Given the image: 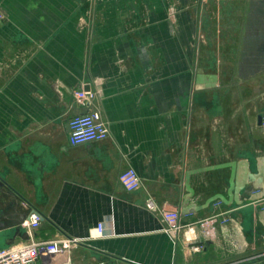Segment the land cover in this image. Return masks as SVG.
I'll list each match as a JSON object with an SVG mask.
<instances>
[{"label": "crops", "instance_id": "obj_1", "mask_svg": "<svg viewBox=\"0 0 264 264\" xmlns=\"http://www.w3.org/2000/svg\"><path fill=\"white\" fill-rule=\"evenodd\" d=\"M0 12V247L28 241L7 226L27 202L43 215L35 239L80 240L73 264H264V0H0ZM79 89L96 93L105 139L70 143L89 110ZM129 167L134 191L119 180ZM166 210L223 214L193 251Z\"/></svg>", "mask_w": 264, "mask_h": 264}, {"label": "built area", "instance_id": "obj_2", "mask_svg": "<svg viewBox=\"0 0 264 264\" xmlns=\"http://www.w3.org/2000/svg\"><path fill=\"white\" fill-rule=\"evenodd\" d=\"M5 15L0 12V19ZM96 93L91 89H79L74 93L77 104L89 108L88 111L75 115L69 122V141L72 144H80L93 140L105 139L109 134V127L102 116L100 110L93 107ZM260 126L264 130V110L261 113ZM121 184L127 191H134L141 187L142 180L133 167L122 171L119 175ZM29 208L27 217L21 223L29 236V240L23 243L0 247V264H73L72 250L80 242L78 238L61 237L51 240H37L34 238V230L39 226L43 219L42 213L29 203H25ZM220 207L222 201L213 204ZM149 209L155 208V203L150 200L147 202ZM264 209V208H263ZM190 212L181 213L178 210H166L162 216L167 223V231L177 237L182 233L184 240L191 245L193 251H200L202 245L196 244L198 240L197 228L203 231L216 228V217L223 214H216L210 218L197 222L182 223L183 216L190 215ZM231 219L225 216L220 221L221 224L229 223ZM97 235H104V224L99 223ZM59 256L61 260L54 262L53 258Z\"/></svg>", "mask_w": 264, "mask_h": 264}, {"label": "flooded vegetation", "instance_id": "obj_3", "mask_svg": "<svg viewBox=\"0 0 264 264\" xmlns=\"http://www.w3.org/2000/svg\"><path fill=\"white\" fill-rule=\"evenodd\" d=\"M3 183L0 180V186H2ZM22 204L19 203L18 205V215H15V217L13 218V221L21 219V218H26L28 215L29 210L24 208L23 206H21ZM3 224L2 221L0 220V225Z\"/></svg>", "mask_w": 264, "mask_h": 264}, {"label": "water", "instance_id": "obj_4", "mask_svg": "<svg viewBox=\"0 0 264 264\" xmlns=\"http://www.w3.org/2000/svg\"><path fill=\"white\" fill-rule=\"evenodd\" d=\"M260 119H261V115L259 116V122H260ZM13 216L14 215H12V218L10 219V223L7 226H9V228L20 229L21 228V223L24 221L25 217L13 221Z\"/></svg>", "mask_w": 264, "mask_h": 264}, {"label": "rangeland", "instance_id": "obj_5", "mask_svg": "<svg viewBox=\"0 0 264 264\" xmlns=\"http://www.w3.org/2000/svg\"><path fill=\"white\" fill-rule=\"evenodd\" d=\"M263 97H264V96H263ZM259 102H260V101H259ZM262 102H264V98H263ZM28 240H29V237H28Z\"/></svg>", "mask_w": 264, "mask_h": 264}]
</instances>
